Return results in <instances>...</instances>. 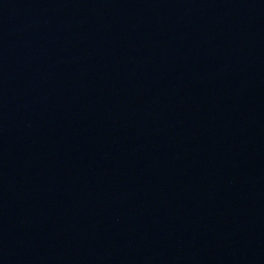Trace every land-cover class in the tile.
Masks as SVG:
<instances>
[{"label":"water","instance_id":"water-1","mask_svg":"<svg viewBox=\"0 0 264 264\" xmlns=\"http://www.w3.org/2000/svg\"><path fill=\"white\" fill-rule=\"evenodd\" d=\"M0 264H264V0H0Z\"/></svg>","mask_w":264,"mask_h":264}]
</instances>
